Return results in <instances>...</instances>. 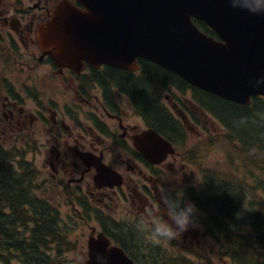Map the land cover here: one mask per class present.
<instances>
[{
    "label": "flooded vegetation",
    "instance_id": "obj_1",
    "mask_svg": "<svg viewBox=\"0 0 264 264\" xmlns=\"http://www.w3.org/2000/svg\"><path fill=\"white\" fill-rule=\"evenodd\" d=\"M60 1L0 0V142L12 140L18 146L25 142L26 147L12 153L41 158L46 189L50 194L60 191L66 198L64 207L82 223L74 229L85 230L86 240L102 232L110 246L120 247L136 263L149 264L156 251L163 254L151 226L166 218L161 201L164 186L177 195L192 187L187 179L185 185L181 181V171L189 167L183 161L188 138L181 136L184 150L175 148L165 160L158 161L153 153L146 157L134 146V139L152 127L136 112L130 97L108 82L112 67L85 64L77 72L59 68L42 53L38 30ZM190 92L168 87L160 91L158 100L189 137L202 138L209 118L188 98ZM180 115L186 116L185 126ZM96 160L119 175V186L97 178ZM105 218L112 219L104 224ZM24 226L28 237L27 223L16 230L22 232ZM122 229L130 233L128 239L139 241L138 247L119 236ZM52 240L43 246L37 243L38 251L62 255L59 234ZM164 243L178 247L173 241ZM154 248L159 250L152 252ZM86 252V247L80 251L81 258Z\"/></svg>",
    "mask_w": 264,
    "mask_h": 264
},
{
    "label": "water",
    "instance_id": "obj_2",
    "mask_svg": "<svg viewBox=\"0 0 264 264\" xmlns=\"http://www.w3.org/2000/svg\"><path fill=\"white\" fill-rule=\"evenodd\" d=\"M75 1L80 7L60 2L39 31L41 48L58 64L81 68L87 62L133 71L141 58L226 101L248 106L251 98L264 97V88L248 86L250 78L264 72V17L233 10L227 0ZM194 20L218 40L202 33ZM134 145L146 156L173 152L154 130L136 137ZM97 162V178L116 174ZM107 245L104 236L89 242L85 264H95L97 252L106 254L109 264H135Z\"/></svg>",
    "mask_w": 264,
    "mask_h": 264
},
{
    "label": "trees",
    "instance_id": "obj_3",
    "mask_svg": "<svg viewBox=\"0 0 264 264\" xmlns=\"http://www.w3.org/2000/svg\"><path fill=\"white\" fill-rule=\"evenodd\" d=\"M198 27L208 35L215 36L203 23ZM140 74L123 73L109 68L108 82L121 88L132 100L136 109L157 132L173 142L175 137L184 138V130L158 100L160 91L175 87L181 91L191 89L199 93L194 100L211 113L224 129V135L211 140L224 141L227 172L219 173L196 168L199 187L185 194L198 210L206 235L217 242H225L227 256L234 264H264V98H252L249 106L223 100L188 85L177 75L148 60H139ZM155 89V90H154ZM198 90V91H197ZM157 98V99H156ZM248 118L245 126L236 127L240 118ZM204 144L196 143L193 150L204 152ZM17 147L4 148L0 144V262L8 264L5 247L20 246L25 264H66L38 251V245L53 241L58 232L57 213L43 198L37 195L34 168L13 151ZM200 159L199 155H195ZM198 159V160H199ZM253 180L237 176L238 166ZM27 223V239L22 224ZM211 224V226H210ZM126 242L138 247L137 239H128L130 233L119 230ZM62 233V231H61ZM62 243L63 237H60ZM29 244V245H28ZM155 256V257H154ZM150 264H211L207 257L192 255L189 259L168 258L156 251Z\"/></svg>",
    "mask_w": 264,
    "mask_h": 264
},
{
    "label": "rangeland",
    "instance_id": "obj_4",
    "mask_svg": "<svg viewBox=\"0 0 264 264\" xmlns=\"http://www.w3.org/2000/svg\"><path fill=\"white\" fill-rule=\"evenodd\" d=\"M168 107L170 105L167 103ZM134 124H137L136 120H133ZM206 126L209 130L208 133L212 135H224L225 131L216 123L214 124L211 120L206 121ZM206 136V135H205ZM204 136V137H205ZM202 138H188L186 148L192 149L194 144L198 142V140ZM12 142V140H10ZM222 144H226L224 141L217 140H209L204 142V152L200 155V159L197 157L192 158L193 155H189L190 160L188 161V166L182 172L181 181L184 179L188 180V184L195 185V174L194 168H199L204 171L215 172L219 170V173L227 172L229 169L226 166V154L223 150ZM199 159V160H198ZM31 161L36 165V167L41 171L42 170V160L38 156H33ZM244 168L240 165L238 166L237 176L240 178H245L249 183H252L253 180L249 178V175L246 172H243ZM40 174V173H39ZM194 174V175H193ZM175 181V180H174ZM179 181V180H178ZM180 181V182H181ZM186 184L185 181L182 182V185ZM45 188L46 185H43ZM45 198L48 199L54 206L61 209L64 206L66 198L63 197L60 191L52 190L51 194H46ZM65 219V218H64ZM107 223L108 221L105 220ZM74 223L72 221H68L65 219L64 227L66 230L70 231L69 241L74 243L75 252L73 254L68 255L70 259L74 262V264H82L84 259L82 260L81 255L79 257L80 251L83 248V238L85 232L81 230L74 229ZM211 226V224H210ZM208 228L205 224L204 229ZM198 233V234H197ZM123 236V235H119ZM150 240V239H149ZM148 241V240H147ZM178 246L176 249L170 248L166 243L155 240L157 246H161L163 250H159L158 248L152 249V252L156 249L161 251V253L168 255L170 259L175 258L180 260L181 258L189 259L192 255H201L208 258L211 264H234L233 261L227 256V247L224 241L221 243L217 242L213 236L203 235V239L200 236V228L197 229H189L187 232L183 233L180 238L177 240H172ZM61 249L64 253L69 254L70 251H73L68 241H64L61 246ZM2 264V263H0ZM12 264H20L17 261L12 262ZM196 264H207L205 262H200Z\"/></svg>",
    "mask_w": 264,
    "mask_h": 264
},
{
    "label": "clouds",
    "instance_id": "obj_5",
    "mask_svg": "<svg viewBox=\"0 0 264 264\" xmlns=\"http://www.w3.org/2000/svg\"><path fill=\"white\" fill-rule=\"evenodd\" d=\"M227 4L233 10L246 12L252 16L264 17V0H227ZM248 86L252 89L264 88V72L250 78ZM247 123L248 118L242 117L235 122V126H245ZM176 193L173 194V190L164 186L161 201L166 218H159L152 224L151 233L155 240L169 242L180 238L190 228H201L196 206L191 201L183 200V196ZM95 264H109L108 256L97 252L95 254Z\"/></svg>",
    "mask_w": 264,
    "mask_h": 264
},
{
    "label": "bare ground",
    "instance_id": "obj_6",
    "mask_svg": "<svg viewBox=\"0 0 264 264\" xmlns=\"http://www.w3.org/2000/svg\"><path fill=\"white\" fill-rule=\"evenodd\" d=\"M54 12H55V11H52L50 18H53V16H54ZM181 80H182V79H181ZM166 112L169 113L168 110H167Z\"/></svg>",
    "mask_w": 264,
    "mask_h": 264
}]
</instances>
